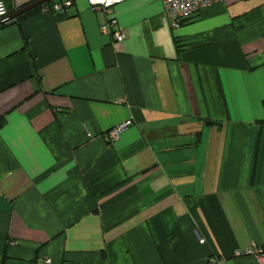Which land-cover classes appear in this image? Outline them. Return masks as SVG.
<instances>
[{
	"label": "crops",
	"instance_id": "obj_1",
	"mask_svg": "<svg viewBox=\"0 0 264 264\" xmlns=\"http://www.w3.org/2000/svg\"><path fill=\"white\" fill-rule=\"evenodd\" d=\"M58 1L0 23V264H258L264 0Z\"/></svg>",
	"mask_w": 264,
	"mask_h": 264
},
{
	"label": "built area",
	"instance_id": "obj_2",
	"mask_svg": "<svg viewBox=\"0 0 264 264\" xmlns=\"http://www.w3.org/2000/svg\"><path fill=\"white\" fill-rule=\"evenodd\" d=\"M92 9L95 11H106L109 13V9L112 5L122 1V0H88ZM221 0H163L164 14L168 18V21L173 28L179 27L182 21L190 18L194 13L198 12L202 8L212 5L215 2ZM73 0H63L58 2H53L49 7H43L42 11L56 10L58 12L64 11L65 7H69ZM7 9L3 2L0 0V19L7 16ZM108 21L101 23V31L104 34L110 35L115 43L121 42L123 40V34L121 33L119 27L117 26L116 20L114 18H108ZM103 25V26H102ZM120 127V126H119ZM118 128V127H117ZM116 128V129H117ZM114 129L111 133L118 136L119 131ZM117 136L115 138H117ZM202 241V240H201ZM245 251V252H244ZM242 251L243 253L251 254L258 264H264V251L258 249L257 247L249 248ZM211 264H220L219 261L211 259L209 261Z\"/></svg>",
	"mask_w": 264,
	"mask_h": 264
},
{
	"label": "rangeland",
	"instance_id": "obj_3",
	"mask_svg": "<svg viewBox=\"0 0 264 264\" xmlns=\"http://www.w3.org/2000/svg\"><path fill=\"white\" fill-rule=\"evenodd\" d=\"M88 1V0H87ZM122 1H124V0H122ZM121 2V1H120ZM120 2H118V3H120ZM88 3H89V1H88ZM118 3H116V4H118ZM116 4H114V5H116ZM43 5V4H42ZM89 5H90V3H89ZM114 5H112V7L114 6ZM90 7H91V5H90ZM92 8V7H91ZM95 11V10H94ZM101 12H106V11H101ZM163 12H164V9H163ZM191 18V17H190ZM189 19V18H188ZM108 21V20H107ZM181 25V24H180ZM179 25V26H180ZM103 26V25H102ZM99 32L101 33V34H104V33H102V31H101V26H99ZM104 35H106L107 36V34H104ZM110 36V35H109ZM111 37V36H110ZM124 37V36H123ZM111 39H112V37H111ZM112 41H113V39H112ZM114 42V41H113ZM115 43V42H114ZM119 43V42H118ZM118 127V128H117ZM117 127H114V128H112V129H109L105 134L106 135H104L103 136V138L105 139V141H108V143L109 142H111V141H113V140H116L117 138H115L117 135H115V134H113V133H111V131H113L114 129H116V130H118L119 131V129H120V127H121V129H120V131L119 132H121L123 129H125L126 127H127V125L126 124H123V125H121L120 127L119 126H117ZM118 137V136H117ZM240 252H242V251H239V250H237L236 252H234L233 253V256H239L240 255ZM214 258V257H213ZM212 259V258H211ZM211 259H209V260H211Z\"/></svg>",
	"mask_w": 264,
	"mask_h": 264
},
{
	"label": "water",
	"instance_id": "obj_4",
	"mask_svg": "<svg viewBox=\"0 0 264 264\" xmlns=\"http://www.w3.org/2000/svg\"><path fill=\"white\" fill-rule=\"evenodd\" d=\"M47 1H49V0H37V1L29 4L28 6L23 7L21 9H19L18 11L12 13L11 15H9V16L7 15V16L1 18L0 19V23H3V22H6V21H9V20H12V19L16 18L18 15H21L24 12L29 11L32 8H34V7H36V6L40 5V4H43V3L47 2Z\"/></svg>",
	"mask_w": 264,
	"mask_h": 264
},
{
	"label": "trees",
	"instance_id": "obj_5",
	"mask_svg": "<svg viewBox=\"0 0 264 264\" xmlns=\"http://www.w3.org/2000/svg\"><path fill=\"white\" fill-rule=\"evenodd\" d=\"M51 2H52V0H50V1L46 2V3H51ZM40 6H41V5H38V6L34 7V8H32L31 10L24 12L23 14H21V15H23V16H18V17H16V19H22V18H25L24 16L30 14V13H29L30 11L34 12V11H36L37 9H39ZM25 7H26V6H25ZM186 20H187V19H186ZM186 20H184V21H186ZM11 21H12V20H11ZM184 21H182V23H183ZM3 25H4V24H3ZM3 123H4L3 118H0V127L3 125ZM259 124H260V123H259ZM104 135H106V134H104ZM104 135H103V136H104ZM118 135H119V134H118ZM107 142H108V141H107ZM208 263H209V261H207V264H208Z\"/></svg>",
	"mask_w": 264,
	"mask_h": 264
},
{
	"label": "clouds",
	"instance_id": "obj_6",
	"mask_svg": "<svg viewBox=\"0 0 264 264\" xmlns=\"http://www.w3.org/2000/svg\"><path fill=\"white\" fill-rule=\"evenodd\" d=\"M8 15V14H7ZM213 259V258H212ZM210 261V260H209ZM210 263V262H209Z\"/></svg>",
	"mask_w": 264,
	"mask_h": 264
},
{
	"label": "bare ground",
	"instance_id": "obj_7",
	"mask_svg": "<svg viewBox=\"0 0 264 264\" xmlns=\"http://www.w3.org/2000/svg\"><path fill=\"white\" fill-rule=\"evenodd\" d=\"M44 4V3H43ZM40 5H42V4H40Z\"/></svg>",
	"mask_w": 264,
	"mask_h": 264
}]
</instances>
